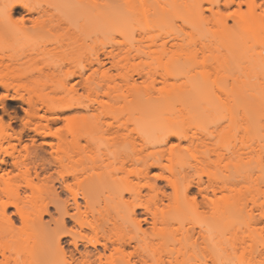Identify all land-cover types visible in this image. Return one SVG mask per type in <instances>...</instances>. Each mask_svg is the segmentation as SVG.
I'll use <instances>...</instances> for the list:
<instances>
[{
    "label": "bare ground",
    "instance_id": "1",
    "mask_svg": "<svg viewBox=\"0 0 264 264\" xmlns=\"http://www.w3.org/2000/svg\"><path fill=\"white\" fill-rule=\"evenodd\" d=\"M2 1L0 87L5 92L0 96L4 112L0 115V264H210L212 196L232 190L235 183L226 174L212 184L210 153L216 152L235 167L245 158L236 135L240 126L233 117L229 123H210L208 115L198 117L190 131L166 124L167 116L172 119L175 113H140L128 121H121L117 113L62 116L68 110L92 109L93 105L83 104L70 93L77 84L89 85L106 61L98 50L73 52L77 58L85 54L87 60L66 70L63 79L52 85L63 95L34 98V85L21 81L27 74L19 68L32 61L34 49L27 48L30 38L49 22L79 28L99 16L124 15L126 7L119 0L103 4L61 0L59 11L57 6L51 11L48 0ZM205 1L206 7L199 1L189 6L197 28L211 20L215 29L209 28V35L236 52L218 56L219 63H215L217 69H224L236 62L230 69V109L264 113V0ZM243 3L247 11H242ZM234 5L237 8L231 12ZM12 16L19 18L12 23ZM233 26L243 28L236 33ZM253 38L255 43L247 46ZM15 42L23 48L18 50ZM47 43L53 45L56 39L48 38L43 46ZM70 52L50 50L48 54L62 59ZM104 54L116 56L111 50ZM209 60L210 56L202 61V69L211 65L206 63ZM207 70L190 77L192 94L209 83ZM69 80L76 82L70 85ZM177 90L172 94H180ZM170 96L174 97H166ZM5 99L20 102L24 112L18 117L20 128L14 125L17 116L8 113ZM60 119L64 124L55 126ZM261 128L264 124L258 121L245 126L247 132ZM215 135H222L225 142L212 149L210 140ZM198 214H206L207 219L194 222ZM257 230L264 233V226ZM258 256L243 264H264V245Z\"/></svg>",
    "mask_w": 264,
    "mask_h": 264
},
{
    "label": "rangeland",
    "instance_id": "2",
    "mask_svg": "<svg viewBox=\"0 0 264 264\" xmlns=\"http://www.w3.org/2000/svg\"><path fill=\"white\" fill-rule=\"evenodd\" d=\"M54 1L48 0L51 11H56L57 4L62 3L61 0L56 3ZM87 1L103 4L107 0ZM195 1L202 2L204 7L208 5L205 0H119L126 7L124 15L109 18L99 16L89 22L85 21L79 28L69 25L51 26L49 22L48 27L29 40L31 45L27 48L34 49L32 61L19 66L27 74L21 81L34 85V98L59 97L63 94L54 91L52 85L63 79L66 70L76 69L87 60L85 54L78 58L71 54L94 49L100 51L106 64L93 75L89 85L77 84L76 89L70 93V96L83 104L93 105L92 109L89 112L84 108L68 110L62 116L74 113H117L121 121H128L140 113H175L172 119L170 117L167 120V116L166 124L179 129L189 128L190 131L198 117L208 115L210 123H229L232 116L234 123L240 126L236 135L239 137V145L244 148L245 158L241 166L235 167L233 162L218 158L216 152L210 153L212 184L216 185V180L223 179L226 174L235 182L232 190H220L215 197L212 196L214 202L210 205V264H243L245 260L259 257L264 245V233L257 230L264 226V217L261 216L264 213V128L257 132L245 130L248 122L258 121L264 124V113H242L230 109L233 99L230 69L236 66V62L229 63L227 68L217 69L219 65L216 68V64L219 62L216 58L236 52L222 45L211 33L209 35V28L215 29L211 20L209 25L197 28L194 17L189 13V6ZM2 4L3 1L0 0V8ZM162 8L166 12H161ZM235 8L237 5L229 10L233 12ZM229 10L226 12L229 13ZM247 10L248 6L243 3L242 11ZM206 14L209 15V11ZM18 18L12 16V23ZM208 23L206 20L204 24ZM231 24L233 25L232 20ZM242 28L233 26L236 33ZM48 38L56 39V43L50 46L47 43L45 47L43 43ZM13 42L14 39L10 40V45ZM254 43L255 38L249 40L247 46ZM15 46L18 50L23 48L18 42H15ZM50 50L59 53L71 52L61 59L55 54H48ZM110 50L115 57L105 56L104 53ZM208 56L210 60L206 63L211 65L206 67V64L202 69V61ZM65 59L68 61L62 62ZM207 68L210 72L207 74L209 83L205 80L207 85L192 94L190 90L193 80L190 77ZM89 72L91 71H87V74ZM133 78H136V85H132ZM154 78L156 81L152 84ZM217 78L219 81H216ZM214 79L216 83L213 82ZM75 82L69 80L70 85ZM177 88V93L180 94L174 92L176 96L172 92ZM4 92L0 87V96ZM24 93L27 94L26 91ZM167 94L174 97H166ZM5 104L8 113L17 116L13 123L16 128H20L18 117L24 114L20 102L5 99ZM3 113L0 107V115ZM46 114L50 115L48 112ZM5 118L9 120V115L6 114ZM63 124L64 120L60 119L55 126ZM224 142L222 135H215L210 140V147L218 148ZM254 149L258 151L254 152ZM232 205L235 210L236 206L239 208L238 212L232 210ZM48 218L45 215V219ZM206 219V214L193 217L194 222H203Z\"/></svg>",
    "mask_w": 264,
    "mask_h": 264
}]
</instances>
